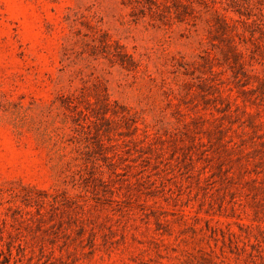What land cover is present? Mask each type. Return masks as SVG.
I'll return each mask as SVG.
<instances>
[{"label":"rangeland","instance_id":"374dc122","mask_svg":"<svg viewBox=\"0 0 264 264\" xmlns=\"http://www.w3.org/2000/svg\"><path fill=\"white\" fill-rule=\"evenodd\" d=\"M0 264H264V0H0Z\"/></svg>","mask_w":264,"mask_h":264}]
</instances>
